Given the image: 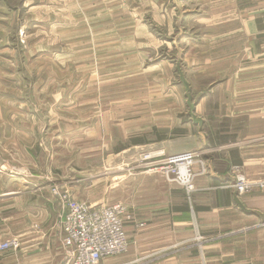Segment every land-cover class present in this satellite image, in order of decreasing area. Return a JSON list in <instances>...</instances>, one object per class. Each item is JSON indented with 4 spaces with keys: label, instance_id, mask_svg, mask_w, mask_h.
<instances>
[{
    "label": "rangeland",
    "instance_id": "1",
    "mask_svg": "<svg viewBox=\"0 0 264 264\" xmlns=\"http://www.w3.org/2000/svg\"><path fill=\"white\" fill-rule=\"evenodd\" d=\"M221 1L0 0V194L101 176L134 154L131 140L197 123L205 86L183 56L217 27ZM164 157L147 148L135 162L156 170L145 165Z\"/></svg>",
    "mask_w": 264,
    "mask_h": 264
},
{
    "label": "crops",
    "instance_id": "2",
    "mask_svg": "<svg viewBox=\"0 0 264 264\" xmlns=\"http://www.w3.org/2000/svg\"><path fill=\"white\" fill-rule=\"evenodd\" d=\"M221 2L217 27L183 56L188 73L205 86L193 111L197 123L183 122L174 137L130 146L134 154L105 164L101 176L66 183L57 175L41 177V188L19 191L6 185L0 243L16 247L0 251V264H66L61 206L50 190L56 184L78 201L118 204L130 215L127 251L99 264H264V187L246 194L232 187L233 169L247 180H264V0ZM147 148L156 156L200 153L207 172L200 175V163L193 164L190 204L159 170L136 165V154Z\"/></svg>",
    "mask_w": 264,
    "mask_h": 264
},
{
    "label": "built area",
    "instance_id": "3",
    "mask_svg": "<svg viewBox=\"0 0 264 264\" xmlns=\"http://www.w3.org/2000/svg\"><path fill=\"white\" fill-rule=\"evenodd\" d=\"M199 152H185L149 162L146 168L156 167L170 181L184 188L185 198L191 203L194 191L191 167L199 158ZM151 158L144 157L147 162ZM201 165L202 162H200ZM169 176L173 177L171 180ZM238 194L249 193L255 187H264V180L250 181L241 175L233 184ZM57 196L61 211L57 223L62 245L70 250L66 264H99L103 259L121 255L127 251L128 240L124 232L131 217L121 205H91L72 198L57 188L51 191ZM14 241L0 243V251L15 248Z\"/></svg>",
    "mask_w": 264,
    "mask_h": 264
},
{
    "label": "trees",
    "instance_id": "4",
    "mask_svg": "<svg viewBox=\"0 0 264 264\" xmlns=\"http://www.w3.org/2000/svg\"><path fill=\"white\" fill-rule=\"evenodd\" d=\"M160 139H162V137L158 138V140H160ZM146 143H148V142H146L144 139H141V138L133 139L130 142L131 145H143Z\"/></svg>",
    "mask_w": 264,
    "mask_h": 264
},
{
    "label": "bare ground",
    "instance_id": "5",
    "mask_svg": "<svg viewBox=\"0 0 264 264\" xmlns=\"http://www.w3.org/2000/svg\"><path fill=\"white\" fill-rule=\"evenodd\" d=\"M159 172L163 173L162 171L159 170Z\"/></svg>",
    "mask_w": 264,
    "mask_h": 264
}]
</instances>
